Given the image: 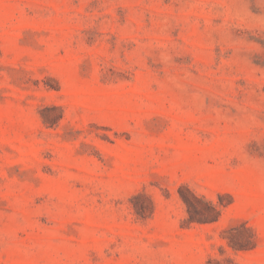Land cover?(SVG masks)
<instances>
[{"label":"rangeland","instance_id":"374dc122","mask_svg":"<svg viewBox=\"0 0 264 264\" xmlns=\"http://www.w3.org/2000/svg\"><path fill=\"white\" fill-rule=\"evenodd\" d=\"M0 264H264V0H0Z\"/></svg>","mask_w":264,"mask_h":264},{"label":"trees","instance_id":"16d2710c","mask_svg":"<svg viewBox=\"0 0 264 264\" xmlns=\"http://www.w3.org/2000/svg\"><path fill=\"white\" fill-rule=\"evenodd\" d=\"M182 197L184 199V202L186 203V206H187V210H188V213H189V219L190 221H193V220H198V221H214V220H217L218 219V216L220 214V211L218 209H216V206L215 204L213 203H209V206L211 207V210L213 211V215L210 216L209 218L207 216H204V218H198L199 216H195L193 214V212L191 211V209H195L196 208V202L199 200V198L193 193V192H190L189 193V196H186V195H183L182 194ZM200 213V212H199ZM203 213V212H201ZM203 215V214H201ZM230 245L234 248H239V249H242L244 248V246H236V244H231Z\"/></svg>","mask_w":264,"mask_h":264}]
</instances>
